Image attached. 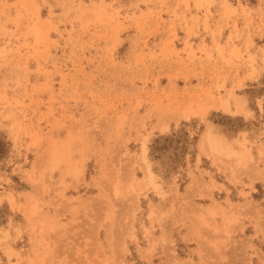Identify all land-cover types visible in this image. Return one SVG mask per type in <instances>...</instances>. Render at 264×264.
<instances>
[{
  "label": "rangeland",
  "instance_id": "374dc122",
  "mask_svg": "<svg viewBox=\"0 0 264 264\" xmlns=\"http://www.w3.org/2000/svg\"><path fill=\"white\" fill-rule=\"evenodd\" d=\"M0 264H264V0H0Z\"/></svg>",
  "mask_w": 264,
  "mask_h": 264
},
{
  "label": "bare ground",
  "instance_id": "6f19581e",
  "mask_svg": "<svg viewBox=\"0 0 264 264\" xmlns=\"http://www.w3.org/2000/svg\"><path fill=\"white\" fill-rule=\"evenodd\" d=\"M210 144L212 145L211 146V148H213L214 147V149H216V150H219L220 148V143L219 142H217V141H215V140H213V139H210ZM209 145V144H208ZM222 149V148H221ZM224 151L226 150L227 151V149H223ZM218 152V151H217ZM235 154V153H234ZM236 155V154H235ZM229 156H231V155H229ZM237 156H239V154L237 155ZM242 158L243 157H238L236 160L238 161V159H239V161H243L242 160ZM234 162V161H233ZM237 167V166H236ZM148 178H149V176H148ZM263 228V227H262ZM211 233V232H210ZM127 234V233H126ZM220 235V234H219ZM217 236V235H216ZM222 237V236H221ZM119 242V241H118ZM218 244V243H217ZM221 245V244H220ZM205 252V251H204Z\"/></svg>",
  "mask_w": 264,
  "mask_h": 264
}]
</instances>
